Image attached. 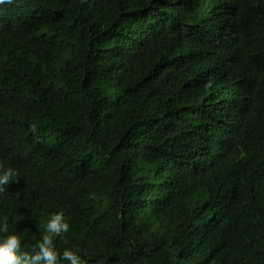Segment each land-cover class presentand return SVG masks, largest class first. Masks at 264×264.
Segmentation results:
<instances>
[{"label":"trees","instance_id":"1","mask_svg":"<svg viewBox=\"0 0 264 264\" xmlns=\"http://www.w3.org/2000/svg\"><path fill=\"white\" fill-rule=\"evenodd\" d=\"M9 168L21 252L63 210L85 264H264V0L0 6Z\"/></svg>","mask_w":264,"mask_h":264},{"label":"clouds","instance_id":"2","mask_svg":"<svg viewBox=\"0 0 264 264\" xmlns=\"http://www.w3.org/2000/svg\"><path fill=\"white\" fill-rule=\"evenodd\" d=\"M12 3L13 0H0V6L11 5ZM225 47H227L226 44L223 48ZM30 127L32 132L37 131L35 124ZM17 175V171L12 168L0 174V193L5 191L4 186L12 182ZM0 232H9L7 222L0 225ZM67 232H69V224L66 222L64 211L60 210L53 213L47 221L45 234L35 244L32 253L21 252L22 242L20 237L15 234H8L0 240V264H58L60 260L68 261L70 264H85L78 251L65 249L62 254L56 251L54 238ZM64 243L67 244L68 241L65 240Z\"/></svg>","mask_w":264,"mask_h":264},{"label":"bare ground","instance_id":"3","mask_svg":"<svg viewBox=\"0 0 264 264\" xmlns=\"http://www.w3.org/2000/svg\"><path fill=\"white\" fill-rule=\"evenodd\" d=\"M162 20V19H161Z\"/></svg>","mask_w":264,"mask_h":264}]
</instances>
